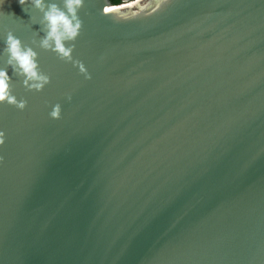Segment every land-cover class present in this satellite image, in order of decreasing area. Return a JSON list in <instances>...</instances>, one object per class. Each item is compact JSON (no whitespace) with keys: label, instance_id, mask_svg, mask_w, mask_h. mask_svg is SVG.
<instances>
[{"label":"water","instance_id":"1","mask_svg":"<svg viewBox=\"0 0 264 264\" xmlns=\"http://www.w3.org/2000/svg\"><path fill=\"white\" fill-rule=\"evenodd\" d=\"M78 15L90 79L40 47L43 12L0 2V68L27 100L0 103V264H264V0ZM8 31L42 91L8 65Z\"/></svg>","mask_w":264,"mask_h":264},{"label":"clouds","instance_id":"2","mask_svg":"<svg viewBox=\"0 0 264 264\" xmlns=\"http://www.w3.org/2000/svg\"><path fill=\"white\" fill-rule=\"evenodd\" d=\"M29 2L36 9L43 12L46 34L40 41V47L45 50H51L62 61L78 65L80 72L87 79H90L91 75L87 72L84 64L79 60H74L72 55L75 48L74 41L80 34L83 26V21L80 19L78 13L84 5V0H62L63 7H60L55 2L45 4V0H19L21 5ZM113 7L105 3L101 11L105 15L111 14ZM5 51L8 54V65L11 66L14 72H17V75L22 77L23 84L27 90L39 92L43 90L45 85L50 83V76L39 67L38 53L32 47L23 44L11 31L7 32ZM12 88V77L8 75L7 68H0V103L6 101L8 104L23 110L27 106V100L23 98L17 99L12 92ZM67 99L71 100L70 94L67 95ZM61 111L60 103H56L52 106L49 115L54 119H59ZM4 141L5 133L0 131V145ZM2 159L3 157H0V160Z\"/></svg>","mask_w":264,"mask_h":264},{"label":"trees","instance_id":"3","mask_svg":"<svg viewBox=\"0 0 264 264\" xmlns=\"http://www.w3.org/2000/svg\"><path fill=\"white\" fill-rule=\"evenodd\" d=\"M113 3L115 4H120L122 2H125V1H129V0H111Z\"/></svg>","mask_w":264,"mask_h":264},{"label":"bare ground","instance_id":"4","mask_svg":"<svg viewBox=\"0 0 264 264\" xmlns=\"http://www.w3.org/2000/svg\"><path fill=\"white\" fill-rule=\"evenodd\" d=\"M136 2H130V3H125L124 5H122V6H132V5H134Z\"/></svg>","mask_w":264,"mask_h":264}]
</instances>
